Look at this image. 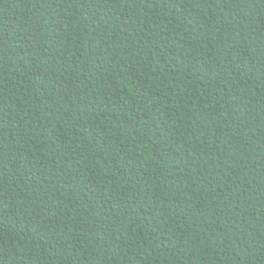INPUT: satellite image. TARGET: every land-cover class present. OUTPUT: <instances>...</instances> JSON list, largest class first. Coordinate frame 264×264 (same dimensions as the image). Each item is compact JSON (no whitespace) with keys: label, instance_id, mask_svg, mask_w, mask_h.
Returning a JSON list of instances; mask_svg holds the SVG:
<instances>
[{"label":"trees","instance_id":"16d2710c","mask_svg":"<svg viewBox=\"0 0 264 264\" xmlns=\"http://www.w3.org/2000/svg\"><path fill=\"white\" fill-rule=\"evenodd\" d=\"M0 264H264V0H0Z\"/></svg>","mask_w":264,"mask_h":264}]
</instances>
